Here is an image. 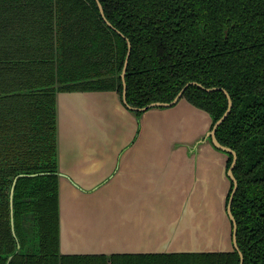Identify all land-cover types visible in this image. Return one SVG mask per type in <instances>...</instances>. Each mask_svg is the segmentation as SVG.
<instances>
[{
	"label": "trees",
	"instance_id": "16d2710c",
	"mask_svg": "<svg viewBox=\"0 0 264 264\" xmlns=\"http://www.w3.org/2000/svg\"><path fill=\"white\" fill-rule=\"evenodd\" d=\"M100 1L112 25L98 0H0V264H109L105 254L60 255L56 92L123 94L129 41L130 105L172 101L190 83L183 95L218 120L229 105L227 92L231 95L233 106L216 134L238 155L232 210L244 264H264V0ZM232 161L231 153L229 166ZM24 170L47 171L23 176L15 195L17 233L32 211L41 254L17 251L2 190L3 174L11 179ZM32 184L38 192L29 190ZM30 196L39 199L28 203ZM111 259L113 264H240L241 256L237 250Z\"/></svg>",
	"mask_w": 264,
	"mask_h": 264
},
{
	"label": "water",
	"instance_id": "95a60500",
	"mask_svg": "<svg viewBox=\"0 0 264 264\" xmlns=\"http://www.w3.org/2000/svg\"><path fill=\"white\" fill-rule=\"evenodd\" d=\"M129 45L123 94L117 89L56 92L60 255L111 259L127 253L238 250L243 264L232 210L237 152L216 134L233 106L231 95L227 92L229 105L218 120L183 95L190 83L172 101L132 106L126 82ZM113 95L130 120L124 122L118 112L111 116L117 111Z\"/></svg>",
	"mask_w": 264,
	"mask_h": 264
},
{
	"label": "flooded vegetation",
	"instance_id": "af4514ba",
	"mask_svg": "<svg viewBox=\"0 0 264 264\" xmlns=\"http://www.w3.org/2000/svg\"><path fill=\"white\" fill-rule=\"evenodd\" d=\"M196 84H199V83H196ZM200 86L204 87L203 84ZM209 88H211V87H209ZM208 90H213V89H208ZM237 158H238V155H237ZM233 160H234V154H233ZM45 173H47V171H31V172H27L26 170L18 171L17 173H15L14 176H12L11 179H10V173H8L6 175L3 174V176H2L3 189L2 190L4 193H6V195H7L6 198H7L8 202L10 203V214H11L12 229H13L12 219L13 220L15 219V195L17 192V187L19 186L18 183H19L20 179L26 175L27 176H38L39 174H45ZM36 186H37V184H32L29 190H32V191L36 190V188H35ZM18 193H19L18 199L23 200L22 199L23 197H21V195H20L21 191L18 190ZM39 195L40 194L38 193V196ZM29 198H31V199H29L27 201L28 203H34V201L39 199V197H31V196ZM24 199H26V198H24ZM30 215H32V227H30L29 223H28ZM14 222H15V220H14ZM14 227H15V224H14ZM23 229H24V233H23ZM12 231H13V235L15 236V239L17 242V251L22 250L24 252H29V253L34 252L36 254H41L42 250H40V248H39L40 247L39 241H38V243L36 242L37 236H38V239H40L39 224H38L37 220L35 219V215L32 211L25 213L22 225H19L20 237H19V234L17 233L16 227H15V232H14V229ZM33 231H34V233H33ZM25 233H26V235H25ZM22 243L24 245V246H22L23 248L21 247ZM12 256L13 255L10 256L11 258H9L8 261H10L12 259ZM108 263L113 264L112 259L108 258ZM7 264H10V263L7 262ZM155 264H158V263H155ZM187 264H199V263H187Z\"/></svg>",
	"mask_w": 264,
	"mask_h": 264
},
{
	"label": "crops",
	"instance_id": "0c3cea01",
	"mask_svg": "<svg viewBox=\"0 0 264 264\" xmlns=\"http://www.w3.org/2000/svg\"><path fill=\"white\" fill-rule=\"evenodd\" d=\"M113 98H114V102H115L114 104L117 107V111L114 110L112 112V115L111 116H115L116 115L115 112H118L121 115V117L124 118L123 119L124 122H126L128 119L130 120L132 115L129 112H127L126 109L123 108L122 104H120V101L118 100V98L115 95H113ZM102 117H101V119H102ZM63 138L64 137H62V140H63ZM73 170H75V169H73ZM75 171L78 172L77 170H75Z\"/></svg>",
	"mask_w": 264,
	"mask_h": 264
},
{
	"label": "rangeland",
	"instance_id": "374dc122",
	"mask_svg": "<svg viewBox=\"0 0 264 264\" xmlns=\"http://www.w3.org/2000/svg\"><path fill=\"white\" fill-rule=\"evenodd\" d=\"M28 223H29V226L32 227V215L29 216ZM33 233H34V231H33ZM38 241H39V239H38V236H37V241L36 242L38 243Z\"/></svg>",
	"mask_w": 264,
	"mask_h": 264
}]
</instances>
